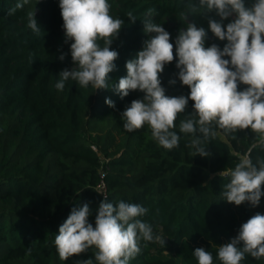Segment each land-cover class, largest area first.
Instances as JSON below:
<instances>
[{
    "label": "trees",
    "instance_id": "1",
    "mask_svg": "<svg viewBox=\"0 0 264 264\" xmlns=\"http://www.w3.org/2000/svg\"><path fill=\"white\" fill-rule=\"evenodd\" d=\"M17 2L0 0V264H76L87 259L97 264L94 248L61 260L54 240L71 209L85 202L93 210L89 222L95 226V210L104 196L114 204L147 208L140 219L164 239V245L141 241V252L130 264H198L193 255L198 247L212 254L213 264H222L219 246L234 238L253 215L264 214V195L256 207L248 202L236 206L222 196L242 156L251 149L254 163L264 159V149L253 148L256 135L250 129L228 133L214 126L216 136L202 145L210 155H197L190 147L192 134L179 131L180 121L193 111L189 100L175 122L179 145L165 149L148 125L133 132L123 128L122 113L145 94L132 91L121 99L112 88L127 75L126 62L154 35L144 32L149 9L150 19L170 33L171 43L179 26L195 22L208 31L205 47L215 43L223 49L227 41L208 28L209 17H220L215 12L189 13L188 4L197 0H108L113 18L124 21L111 45L118 58L108 74L109 87L95 90L68 80L61 91L55 87L59 73L74 64L59 0H29L8 15ZM253 2L245 0L246 6ZM35 9L39 34L27 26V13ZM168 18L174 21L171 27ZM177 61L165 65L162 86L168 96H187L190 89L178 78ZM245 87L239 85L240 90ZM106 98L115 107H109ZM100 181L105 195L98 190ZM163 251L174 252L178 259ZM241 264H264V257L246 255Z\"/></svg>",
    "mask_w": 264,
    "mask_h": 264
},
{
    "label": "clouds",
    "instance_id": "2",
    "mask_svg": "<svg viewBox=\"0 0 264 264\" xmlns=\"http://www.w3.org/2000/svg\"><path fill=\"white\" fill-rule=\"evenodd\" d=\"M28 2L18 0L8 15ZM59 7L65 40L72 41L70 54L74 66L60 71L56 89L62 91L68 80L85 88L89 85L95 90L108 88V74L115 69L114 61L118 58L111 45L124 21L113 18L108 0H59ZM188 11L199 16L215 12L220 20L209 17L208 28L227 43L223 49L215 43L205 47L208 31L189 22L176 37L174 57L170 33L150 19L153 10L149 9V18L143 21L144 32L154 35L144 42L136 58L126 62L127 75L112 87L121 99L132 91L145 94L142 100H133L122 113L123 128L133 132L148 125L160 146L173 149L180 141L174 130L175 122L191 100L193 111L180 121L179 131L192 134L190 147L197 155H210L202 145L216 136L214 126L228 133L250 129L256 135L253 148L264 149V0H254L251 6H246L245 0H197L188 4ZM128 17L135 21L131 12ZM229 17L234 18L225 26L223 20ZM27 26L40 33L36 9L27 13ZM177 57L178 78L190 89L187 96H168L162 86L165 65ZM59 59L63 61L65 56ZM169 83L175 84V80ZM240 84L246 87L240 90ZM105 103L115 107L111 99L106 98ZM230 176L222 191L223 200L236 206L245 202L258 206L264 195V159L254 163L250 149ZM92 211L88 202L73 207L59 227L54 244L61 260L94 248L97 264H130L141 252V241L164 245V239L154 234L153 226L140 219L148 212L140 204L124 201L114 204L104 196L95 210V226L89 222ZM193 255L198 264H213L212 254L202 247L196 248ZM246 255L255 259L264 257V214L253 215L240 226L234 238L218 248L222 264H241ZM76 264H93V259Z\"/></svg>",
    "mask_w": 264,
    "mask_h": 264
},
{
    "label": "rangeland",
    "instance_id": "3",
    "mask_svg": "<svg viewBox=\"0 0 264 264\" xmlns=\"http://www.w3.org/2000/svg\"><path fill=\"white\" fill-rule=\"evenodd\" d=\"M167 27H171L173 24H174V21L173 20H171L170 18H168V21H167ZM179 29H186L185 27H183V26H179ZM178 34H179V32H178ZM178 34L175 36V38H174V42H173V50H175V40H176V37L178 36ZM150 252L153 254V255H155V254H157V252H156V250H154L153 248H150ZM163 254L164 255H168V256H173V257H175L176 259H178V257H177V255L174 253V252H171V251H163Z\"/></svg>",
    "mask_w": 264,
    "mask_h": 264
},
{
    "label": "built area",
    "instance_id": "4",
    "mask_svg": "<svg viewBox=\"0 0 264 264\" xmlns=\"http://www.w3.org/2000/svg\"><path fill=\"white\" fill-rule=\"evenodd\" d=\"M98 190H99V192H101L103 195H105V193H104V183H103V181H100V183L98 184Z\"/></svg>",
    "mask_w": 264,
    "mask_h": 264
}]
</instances>
